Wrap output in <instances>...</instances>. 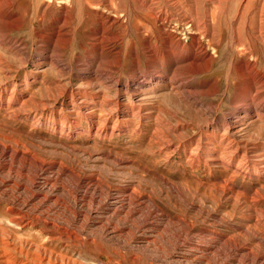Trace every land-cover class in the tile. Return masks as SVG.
<instances>
[{
	"label": "rangeland",
	"instance_id": "obj_1",
	"mask_svg": "<svg viewBox=\"0 0 264 264\" xmlns=\"http://www.w3.org/2000/svg\"><path fill=\"white\" fill-rule=\"evenodd\" d=\"M64 1L0 0V264H264V0Z\"/></svg>",
	"mask_w": 264,
	"mask_h": 264
},
{
	"label": "bare ground",
	"instance_id": "obj_2",
	"mask_svg": "<svg viewBox=\"0 0 264 264\" xmlns=\"http://www.w3.org/2000/svg\"><path fill=\"white\" fill-rule=\"evenodd\" d=\"M7 1V0H6ZM11 1V0H10ZM111 1V0H110ZM139 1V0H138ZM149 1V0H148ZM20 2H21V0H20ZM2 3V2H1ZM4 3H5V1H4ZM69 3V0H65L64 1V4H68ZM146 3H147V1H146ZM10 4V3H9ZM8 4V5H9ZM21 4V3H20ZM19 4V5H20ZM143 4V3H142ZM149 4V3H148ZM11 5V4H10ZM174 5V4H173ZM172 5V6H173ZM64 6V5H63ZM112 6V5H111ZM149 7H151V6H149ZM48 8V7H47ZM113 8V7H112ZM63 10V9H62ZM116 10V9H115ZM218 11V10H217ZM71 13V12H70ZM100 13V12H99ZM143 13V12H142ZM210 13V12H209ZM156 15V14H155ZM64 16V15H63ZM216 16V15H215ZM16 17V16H15ZM22 17H24V16H22ZM95 17V16H94ZM126 18V17H125ZM215 18V17H214ZM119 18H117V17H111L110 15H105V18H104V20H102V21H100V26H99V31H106L107 30V28H109V27H112V26H114L119 20H118ZM210 19H211V16H210ZM63 20V19H62ZM94 20V19H93ZM93 20H91V21H93ZM101 20V19H100ZM127 20V19H126ZM128 21V20H127ZM211 21V20H210ZM209 21V22H210ZM129 22V21H128ZM127 22V23H128ZM7 23V22H6ZM62 24H63V22H61ZM187 23V22H186ZM207 23V22H206ZM4 24H5V22H4ZM8 24V23H7ZM15 24V23H14ZM17 24V23H16ZM64 24L65 25H67V24H69L68 22H67V19H65L64 20ZM63 24V25H64ZM159 24V23H158ZM203 24V23H202ZM13 25V24H12ZM62 25V26H63ZM128 25V24H127ZM192 25V24H191ZM11 26V25H10ZM17 26V25H16ZM15 26V27H16ZM68 26V25H67ZM200 26V25H199ZM128 27V26H127ZM55 28V27H54ZM62 28V27H61ZM113 28V27H112ZM67 29V28H66ZM76 29V28H75ZM95 29V28H94ZM195 29V28H194ZM57 30V29H56ZM79 30V29H78ZM67 32H68V30H66ZM141 31V30H140ZM194 31V30H193ZM207 31V30H206ZM196 32V31H195ZM66 33V32H65ZM76 33V32H75ZM58 34V33H57ZM106 34V33H105ZM190 34V33H189ZM64 35V34H63ZM62 35V36H63ZM90 35V34H89ZM94 35H96V33L94 34ZM103 35V34H102ZM191 35V34H190ZM198 35V34H197ZM65 36H67V35H65ZM71 36V35H70ZM91 36V35H90ZM89 36V37H90ZM206 36V35H205ZM68 37V36H67ZM96 37V36H95ZM94 37V38H95ZM108 37V36H107ZM51 38V37H50ZM98 38V37H97ZM64 39V38H63ZM123 39V38H122ZM196 39V38H195ZM194 39V40H195ZM70 40H72V39H64V40H61V45L63 44V43H67V42H69ZM86 40V39H85ZM117 37H110V38H108V39H106L105 40V42H104V46H103V48L104 49H107L108 51H113L114 50V48H115V46H116V44H117ZM173 40V38L171 39V41ZM52 41V40H51ZM58 41V40H57ZM56 42V41H55ZM90 42V41H89ZM178 43V42H177ZM176 43V44H177ZM69 45V44H68ZM67 45V46H68ZM64 46V45H63ZM91 46V45H90ZM96 46V45H95ZM170 46V45H169ZM174 46V45H173ZM85 47V46H84ZM99 47V46H98ZM67 48V47H66ZM95 48V47H94ZM180 48V47H179ZM19 49V48H18ZM65 49V48H64ZM123 49V48H122ZM122 49H120L118 52H117V54H118V57H117V59L114 61V62H112V63H110V66L111 67H114V68H117V67H119L120 66V61H121V53H122ZM147 49V48H146ZM149 49V48H148ZM170 49V48H169ZM194 49V48H193ZM200 49V48H199ZM201 50V49H200ZM181 54H183L182 52H185V48L184 47H182L181 48ZM189 51V50H188ZM203 51V50H202ZM172 53V52H171ZM132 54V53H131ZM167 54V53H166ZM205 54V53H204ZM203 54V55H204ZM210 54V53H209ZM133 55V54H132ZM139 55V54H138ZM148 55V54H147ZM170 55V54H169ZM179 55V54H178ZM184 55V54H183ZM189 55V54H188ZM101 58V57H100ZM188 58V57H187ZM196 58V57H195ZM160 59V58H159ZM166 59V58H165ZM193 59V58H192ZM134 60V59H133ZM136 60L137 59H135V62H136ZM213 60V59H212ZM206 61V60H205ZM152 62H155V58L153 57V60H152ZM195 62V61H194ZM203 62V61H202ZM201 62V63H202ZM185 63V62H184ZM59 64V63H58ZM58 64H55V65H58ZM166 64V63H165ZM198 65V64H197ZM205 65V64H204ZM177 66V65H176ZM195 66H196V64H195ZM194 66V67H195ZM200 66V65H199ZM206 66V65H205ZM212 66V65H211ZM53 67V66H52ZM148 67H150V65L148 66ZM184 67V66H183ZM206 68V67H205ZM204 68V69H205ZM210 68V67H209ZM134 69H136V68H134ZM133 69V70H134ZM179 69H181V67H179ZM191 69V68H190ZM189 69V70H190ZM194 69V68H193ZM196 69V68H195ZM194 69V70H195ZM198 70H200V68L198 67L197 68ZM196 69V70H197ZM207 69V68H206ZM89 70V69H88ZM202 70H203V67H202ZM240 70V69H239ZM84 71H86V70H84ZM185 71V70H184ZM246 71V70H245ZM88 72V71H87ZM93 72V71H92ZM95 72V71H94ZM196 72V71H195ZM96 73V72H95ZM101 74V73H100ZM95 75V77H99V78H103V76H102V74L101 75ZM136 74H138L137 75V78H136V81H138V80H140L141 78H144V76H142L139 72H136ZM194 74V73H193ZM173 75V74H172ZM179 76H180V74H179ZM155 76H148L147 78H144V79H146V80H150L151 81V79L152 78H154ZM172 77V76H171ZM176 77V76H175ZM178 77V76H177ZM185 77V76H184ZM189 78V77H188ZM104 79V78H103ZM95 80V79H94ZM102 80V79H101ZM146 80H143L141 83H137L136 85L137 86H135L134 88L133 87H131V86H129V88L126 86L125 88H126V90H128L127 92H126V96H129V100L131 99L130 97H131V95L134 93V92H136L137 91V89H140L141 87H142V85H143V82L145 83V84H149L150 83V81H148V82H146ZM184 80V79H183ZM189 80V79H188ZM174 81H175V78H174ZM96 82V81H95ZM94 82V83H95ZM114 83V82H113ZM153 83V82H152ZM173 85H172V87H171V89H175L176 90V92H179V90L181 91V95H184L183 96V98L184 99H186V100H188V101H190L191 99H192V96H191V94H190V92H189V90H187L188 88H185L186 87V83H177V81L175 82V83H172ZM96 85V84H95ZM148 86V85H147ZM100 90H102V89H100ZM129 90L131 91L130 93H129ZM178 90V91H177ZM97 91H99V89H97ZM118 91L119 90H117V92H115V96L117 97V95H119L118 94ZM122 92H124V91H122ZM133 92V93H132ZM180 93V92H179ZM75 94V93H74ZM197 95V94H196ZM152 97L153 96H148V97H142V98H137L138 100V104L137 103H133L132 104V102H129V100H126V101H121L119 98L118 99H113V100H109V101H111V102H109L108 103V106H109V109H107L108 110V112H105V114L103 115V117H105L106 116V113H107V116H108V118L106 119V120H111L112 118H115V119H118L119 118V116H121V117H124L125 115H127V109H131V110H133V109H137V111H138V113L141 111V105H144V103L143 102H147L149 99H152ZM195 102V101H194ZM70 103L72 104V108H76L77 109V111L78 112H81V111H83V110H86V108H85V105H86V103H87V101H82L81 102V104H77V101H76V99L74 98V95H70ZM75 106V107H74ZM128 107V108H127ZM124 109V112L123 113H119V111H120V109ZM120 114H122V115H120ZM134 114V113H133ZM83 116V115H82ZM102 119V117L101 116H91V114L89 113V114H87L86 115V119H88L89 120V127L90 128H94V125L95 124H98L99 123V121L98 120H94V119ZM94 120V121H93ZM103 120V119H102ZM96 121V122H95ZM122 121H123V119H122ZM105 122V121H104ZM103 125V124H102ZM101 128H103L105 131H106V129L103 127V126H101V125H98L97 127H96V131L98 132ZM105 131H103V133H105ZM237 131V130H236ZM235 131V132H236ZM234 132V133H235ZM239 133V132H238ZM233 134V133H232ZM237 134V133H236ZM7 147V146H6ZM8 148V147H7ZM7 148H5V147H1L0 148V156L1 157H3V156H5L4 154L6 153V152H8V150H7ZM10 150V149H9ZM11 152V151H10ZM9 154V153H8ZM7 155V154H6ZM12 155V154H11ZM0 157V158H1ZM41 166V165H40ZM42 168V167H41ZM39 170V169H38ZM39 171H41V169L39 170ZM45 180V179H44ZM49 182V181H48ZM43 183V182H42ZM44 183H45V181H44ZM47 183V182H46ZM43 186V185H42ZM45 186V185H44ZM44 186H43V188H44ZM48 189V188H47ZM42 190V189H41ZM44 191V190H43ZM48 191V190H47ZM42 192V191H41ZM49 193V192H48ZM48 195V194H47ZM119 195V194H118ZM121 196V195H120ZM124 197V196H123ZM123 197H121V198H123ZM44 198V197H43ZM47 198V197H46ZM116 199V198H115ZM47 200V199H46ZM117 200V199H116ZM121 200V199H120ZM115 201V200H114ZM124 205V204H123ZM118 206V205H117ZM120 208V207H119ZM118 209V208H117ZM121 209V208H120ZM116 210V209H115ZM130 213V212H129ZM140 213H141V211H140ZM22 218V217H21ZM143 219V218H142ZM139 220V219H138ZM140 221V220H139ZM138 221V222H139ZM147 221V220H146ZM138 224V223H137ZM147 226V225H146ZM38 250V249H37ZM40 250V249H39ZM40 252V251H39ZM42 254H43V252H41ZM40 255V254H39ZM46 260V259H45Z\"/></svg>",
	"mask_w": 264,
	"mask_h": 264
}]
</instances>
